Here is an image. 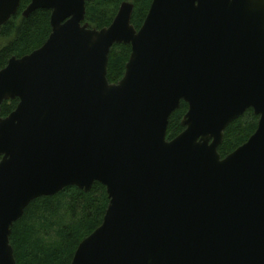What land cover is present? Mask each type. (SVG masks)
Masks as SVG:
<instances>
[{
  "label": "water",
  "instance_id": "obj_1",
  "mask_svg": "<svg viewBox=\"0 0 264 264\" xmlns=\"http://www.w3.org/2000/svg\"><path fill=\"white\" fill-rule=\"evenodd\" d=\"M31 0L50 35L0 70V264L36 199L102 185L101 225L70 264H264V0H152L138 30L123 2L100 30L86 2ZM20 0H0V28ZM130 46L122 79L110 50ZM188 106L183 131L168 120ZM252 110L254 134L221 158L226 128Z\"/></svg>",
  "mask_w": 264,
  "mask_h": 264
},
{
  "label": "trees",
  "instance_id": "obj_2",
  "mask_svg": "<svg viewBox=\"0 0 264 264\" xmlns=\"http://www.w3.org/2000/svg\"><path fill=\"white\" fill-rule=\"evenodd\" d=\"M30 1L20 0L16 14L0 28V70L12 57L21 58L39 49L50 35L49 11L37 10L27 18L22 17ZM125 1L134 6L131 24L138 30L152 0L86 2L84 23L97 30L108 27ZM130 52V46L112 47L107 64L109 83L115 84L122 79ZM5 109L6 106L2 115ZM187 110L188 106L181 102L179 109L171 114L167 141L183 131L181 121ZM257 123L258 117L252 110L234 120L224 131L223 141L217 150L221 158L242 146L254 134ZM108 202L105 188L98 183H94L88 193L69 187L56 196L31 202L22 218L11 227L9 242L16 264H70L79 244L101 225Z\"/></svg>",
  "mask_w": 264,
  "mask_h": 264
},
{
  "label": "flooded vegetation",
  "instance_id": "obj_3",
  "mask_svg": "<svg viewBox=\"0 0 264 264\" xmlns=\"http://www.w3.org/2000/svg\"><path fill=\"white\" fill-rule=\"evenodd\" d=\"M14 102H15V105H14ZM18 103H19L18 99L11 100V101H4L1 105L0 117L3 119L7 118L16 109ZM13 105H14V107H13ZM5 106H6L7 110L5 109V114L3 113V115H2V112H4L3 108ZM11 107H13V108L11 109ZM0 160H1V157H0Z\"/></svg>",
  "mask_w": 264,
  "mask_h": 264
}]
</instances>
